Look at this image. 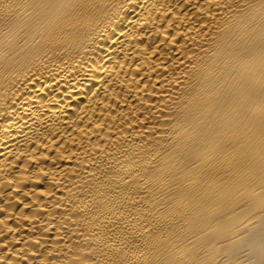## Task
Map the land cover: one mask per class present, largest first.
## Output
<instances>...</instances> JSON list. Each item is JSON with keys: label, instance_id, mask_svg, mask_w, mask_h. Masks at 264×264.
<instances>
[{"label": "bare ground", "instance_id": "1", "mask_svg": "<svg viewBox=\"0 0 264 264\" xmlns=\"http://www.w3.org/2000/svg\"><path fill=\"white\" fill-rule=\"evenodd\" d=\"M40 2L0 0V264H259L264 0Z\"/></svg>", "mask_w": 264, "mask_h": 264}, {"label": "clouds", "instance_id": "2", "mask_svg": "<svg viewBox=\"0 0 264 264\" xmlns=\"http://www.w3.org/2000/svg\"><path fill=\"white\" fill-rule=\"evenodd\" d=\"M36 13L33 23L39 28H47L59 20L62 16L67 15L71 5L65 0L61 2H51V0H41L40 3L35 5ZM255 19V17H253ZM15 45V40L12 38L11 33L5 41V47L11 50ZM249 53H256L253 57L255 63L251 69L253 81L259 82L260 91V104L264 108V47H262L261 40L259 37L253 38V44L249 47ZM255 94H253V100H255ZM261 119H264V112L261 113ZM260 160L264 162V154L260 153ZM264 182V181H261ZM252 255L256 257L259 264H264V254L260 250L252 246Z\"/></svg>", "mask_w": 264, "mask_h": 264}]
</instances>
